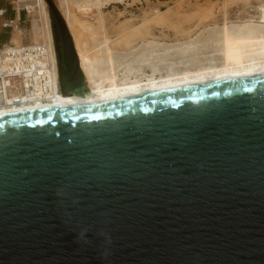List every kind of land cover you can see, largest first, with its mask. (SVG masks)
Masks as SVG:
<instances>
[{
	"label": "water",
	"instance_id": "1",
	"mask_svg": "<svg viewBox=\"0 0 264 264\" xmlns=\"http://www.w3.org/2000/svg\"><path fill=\"white\" fill-rule=\"evenodd\" d=\"M0 264H264V75L0 116Z\"/></svg>",
	"mask_w": 264,
	"mask_h": 264
},
{
	"label": "rangeland",
	"instance_id": "2",
	"mask_svg": "<svg viewBox=\"0 0 264 264\" xmlns=\"http://www.w3.org/2000/svg\"><path fill=\"white\" fill-rule=\"evenodd\" d=\"M42 1L44 5L37 0L38 7L24 3L15 29L0 28V47L17 39V46L46 41L49 45L52 40L54 50L53 32L58 27L47 2ZM50 1L67 27L77 57L79 47L84 57L98 61L94 80L102 86L110 84L113 74L121 84L221 68L226 31H254L257 39L264 36V0ZM0 8L6 9L3 20L15 18L5 0H0ZM108 58L114 60V73Z\"/></svg>",
	"mask_w": 264,
	"mask_h": 264
},
{
	"label": "bare ground",
	"instance_id": "3",
	"mask_svg": "<svg viewBox=\"0 0 264 264\" xmlns=\"http://www.w3.org/2000/svg\"><path fill=\"white\" fill-rule=\"evenodd\" d=\"M39 3L44 5L42 0H39ZM17 34L19 35V33ZM48 38L49 37H47V39ZM17 40H14L13 43L16 46L20 45V42ZM51 41L52 40H50L49 45L46 41V45H48L50 49L52 48ZM77 47L78 46H76V48ZM78 48L77 52L80 59V67L87 80L86 82L90 84L88 92L85 93L84 96L59 94L57 96H52L46 103L35 100L31 104L22 105L20 108L1 107L0 116L31 111H44L83 106L160 91L190 87V85L217 82L224 79L264 75V36H262L261 39H257L254 31L252 33L239 34H232L226 31L223 39L222 56L224 58V63L221 68H207L204 70L194 72L189 71L180 74L171 73L159 79H152L148 81L135 80L119 84L116 80V76L113 74L114 60H112V58H108L107 62L113 72L112 80L108 86L97 84L94 80L97 75L95 63L98 61H92L88 59L87 56L84 57L82 52L83 50H81L82 55L79 53L80 51H78ZM85 55H87L86 52ZM107 81L108 80H106V82Z\"/></svg>",
	"mask_w": 264,
	"mask_h": 264
},
{
	"label": "built area",
	"instance_id": "4",
	"mask_svg": "<svg viewBox=\"0 0 264 264\" xmlns=\"http://www.w3.org/2000/svg\"><path fill=\"white\" fill-rule=\"evenodd\" d=\"M16 13L12 20H3L6 9L0 8V28L15 29L17 16L24 3L37 0H5ZM53 48L44 43L27 46L0 47V108H20L35 100L46 103L52 96L65 95L61 91Z\"/></svg>",
	"mask_w": 264,
	"mask_h": 264
},
{
	"label": "flooded vegetation",
	"instance_id": "5",
	"mask_svg": "<svg viewBox=\"0 0 264 264\" xmlns=\"http://www.w3.org/2000/svg\"><path fill=\"white\" fill-rule=\"evenodd\" d=\"M54 32H56V37H57V42L54 41V54H55V60H56V66H57V71H59V69H62L65 74H67V72L70 70V63H65V56H64V49H63V43H62V39H61V35L59 32V29H55ZM58 49V50H57ZM69 88L71 89V94L75 95V93L77 92V88L75 87L74 83H71L70 80L67 81ZM70 82V83H69ZM85 85L86 81L84 79ZM60 83V82H59ZM88 87V86H87ZM84 94L86 93V91L83 92Z\"/></svg>",
	"mask_w": 264,
	"mask_h": 264
}]
</instances>
